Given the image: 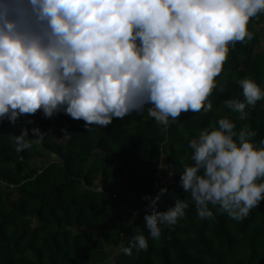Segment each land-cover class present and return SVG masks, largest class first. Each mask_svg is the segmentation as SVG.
I'll use <instances>...</instances> for the list:
<instances>
[{"label":"clouds","instance_id":"1","mask_svg":"<svg viewBox=\"0 0 264 264\" xmlns=\"http://www.w3.org/2000/svg\"><path fill=\"white\" fill-rule=\"evenodd\" d=\"M261 13L264 0H0V123L63 113L90 131L150 105L148 116L167 128L184 113L206 114L230 51L254 39L249 25ZM236 83L243 100L224 105L244 120L264 89L247 77ZM257 134L250 125L236 131L225 116L188 142L193 163L180 186L200 219L226 213L242 221L264 201V139L255 142ZM11 137L21 153L48 133L25 126ZM167 192L141 197L149 234L139 229L124 255L147 251L148 237L158 240L163 227L185 217L190 202L178 195L174 206L157 211Z\"/></svg>","mask_w":264,"mask_h":264},{"label":"trees","instance_id":"2","mask_svg":"<svg viewBox=\"0 0 264 264\" xmlns=\"http://www.w3.org/2000/svg\"><path fill=\"white\" fill-rule=\"evenodd\" d=\"M262 25L264 13L249 25L254 39L230 51L206 114L184 113L167 128L148 116L150 105L90 131L63 113L0 123V264H264V201L242 221L226 213L202 220L180 186V174L193 163L188 142L219 118L235 122L236 131L250 125L258 133L255 142L264 139V100L246 109L244 120L224 105L229 98L243 100L239 79L251 78L264 89V40L257 30ZM26 119L35 124L26 125ZM25 126H38L48 137L17 153L11 136ZM28 138L37 137L29 132ZM39 154L45 167L33 164ZM160 188L168 192L157 211L174 206L178 195L190 202L186 215L163 227L158 240L148 237L147 251L133 249L128 257L122 249L139 229L149 234L143 211L148 201L141 197H155ZM109 248L119 251L114 259Z\"/></svg>","mask_w":264,"mask_h":264},{"label":"rangeland","instance_id":"3","mask_svg":"<svg viewBox=\"0 0 264 264\" xmlns=\"http://www.w3.org/2000/svg\"><path fill=\"white\" fill-rule=\"evenodd\" d=\"M263 28H264V25H262L261 27H259V28H257V30H258V32L261 34V35H263L262 36V40H264V31H263ZM98 159L97 157H94V159ZM36 159L37 158H35L34 160H33V163H36ZM99 160V159H98ZM101 162V161H100ZM95 163H98V165H100V163H99V161H96L95 160ZM94 167H96L97 165H93ZM98 189H100V191H102L101 190V188H98ZM136 217H134V219H135ZM134 222V221H133ZM108 253H109V257L111 258V259H114L118 254H119V251H117L116 249H114V248H109L108 249Z\"/></svg>","mask_w":264,"mask_h":264},{"label":"crops","instance_id":"4","mask_svg":"<svg viewBox=\"0 0 264 264\" xmlns=\"http://www.w3.org/2000/svg\"><path fill=\"white\" fill-rule=\"evenodd\" d=\"M35 158H37L36 159V163H33V164H35L37 166H43V167H45L44 165L46 163V158L43 155L41 156V154H39Z\"/></svg>","mask_w":264,"mask_h":264},{"label":"bare ground","instance_id":"5","mask_svg":"<svg viewBox=\"0 0 264 264\" xmlns=\"http://www.w3.org/2000/svg\"><path fill=\"white\" fill-rule=\"evenodd\" d=\"M136 219H134V216H133V218H132V221H135Z\"/></svg>","mask_w":264,"mask_h":264},{"label":"built area","instance_id":"6","mask_svg":"<svg viewBox=\"0 0 264 264\" xmlns=\"http://www.w3.org/2000/svg\"><path fill=\"white\" fill-rule=\"evenodd\" d=\"M97 191H100V189H98Z\"/></svg>","mask_w":264,"mask_h":264}]
</instances>
